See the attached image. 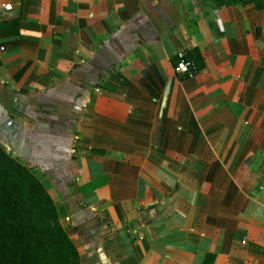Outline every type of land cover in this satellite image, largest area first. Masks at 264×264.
Listing matches in <instances>:
<instances>
[{
    "label": "crops",
    "instance_id": "obj_1",
    "mask_svg": "<svg viewBox=\"0 0 264 264\" xmlns=\"http://www.w3.org/2000/svg\"><path fill=\"white\" fill-rule=\"evenodd\" d=\"M0 144L81 264H264V0H0Z\"/></svg>",
    "mask_w": 264,
    "mask_h": 264
},
{
    "label": "trees",
    "instance_id": "obj_2",
    "mask_svg": "<svg viewBox=\"0 0 264 264\" xmlns=\"http://www.w3.org/2000/svg\"><path fill=\"white\" fill-rule=\"evenodd\" d=\"M66 213L35 174L0 144V264H81Z\"/></svg>",
    "mask_w": 264,
    "mask_h": 264
},
{
    "label": "built area",
    "instance_id": "obj_3",
    "mask_svg": "<svg viewBox=\"0 0 264 264\" xmlns=\"http://www.w3.org/2000/svg\"><path fill=\"white\" fill-rule=\"evenodd\" d=\"M6 9H11L10 4L5 5ZM174 71L177 74L183 75V76H191L192 75V70H191V63L184 59L181 58L175 65Z\"/></svg>",
    "mask_w": 264,
    "mask_h": 264
}]
</instances>
